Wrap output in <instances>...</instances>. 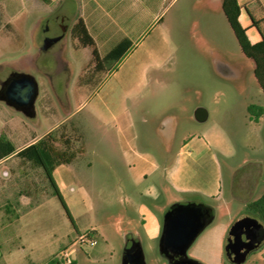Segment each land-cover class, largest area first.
<instances>
[{
  "label": "rangeland",
  "instance_id": "obj_1",
  "mask_svg": "<svg viewBox=\"0 0 264 264\" xmlns=\"http://www.w3.org/2000/svg\"><path fill=\"white\" fill-rule=\"evenodd\" d=\"M193 3L194 0H176L167 7L163 15L166 22L176 17L171 23L172 31H161L160 26L149 31H128L133 43L114 71L94 70L91 48H84L71 33L75 22L72 19L65 20L68 30L63 41L43 49L47 25L51 27L48 35L59 32L48 10H36L19 30H0V89L12 72L31 74L39 86L34 117L0 100V134L15 137L20 129L32 138L34 132L42 134L56 126L58 118L74 113L73 119L63 122L65 127L61 130L78 138V120H82L86 137L76 142V150L80 151L86 140L95 150L100 127L90 113L96 112L97 102L112 94L144 95L146 108L138 118L146 116L148 122L139 123L141 135L150 134L156 143H165L170 135L159 130L160 123L174 128L173 143L212 125L222 127L234 149L233 156L223 159L224 196L216 204L214 220L190 247L189 255L203 264H232L226 259L225 242L220 254H207L205 249L215 248L218 231L225 227L227 232L246 210V204L264 192V113L255 122L247 110L250 103L264 105V92L255 76L253 59L242 51L228 22L219 31H180L179 22L190 23L199 17ZM146 79L152 81L145 84ZM112 102L114 109H121V101ZM199 107L209 112L208 119L202 122L195 117ZM109 133L116 136L113 128ZM21 142L27 141L23 138ZM56 145L65 147L61 139ZM91 157L96 162L97 156ZM95 169H99V164H95ZM119 208V204L112 202L108 219L96 210V225L104 237L93 236L97 240L95 245L75 243L79 252L71 264H123L131 232L117 220ZM33 215L50 216L58 235L73 229L71 236L75 241L77 233L58 196L52 195L43 207L25 216V230L29 229L27 222ZM5 234L0 228V264H6L1 257ZM142 248L147 264H168L160 252L159 241L142 244ZM33 257L26 248L19 264H29ZM60 261L69 264L66 259ZM242 264H264V256L260 251L251 253Z\"/></svg>",
  "mask_w": 264,
  "mask_h": 264
},
{
  "label": "crops",
  "instance_id": "obj_2",
  "mask_svg": "<svg viewBox=\"0 0 264 264\" xmlns=\"http://www.w3.org/2000/svg\"><path fill=\"white\" fill-rule=\"evenodd\" d=\"M175 1L0 0V30H19L36 10H48L54 19H72L74 24L81 19L99 52L107 54L125 39L133 43L128 31H149L157 26L161 31L166 28L172 31L171 23L176 17L172 16L167 23L163 15ZM238 3L239 20L249 39L252 43L260 41L264 35V0H238ZM193 4L199 17L190 23L179 22L180 31H219L229 23L223 0H194ZM149 81L152 79H146L145 84ZM114 100L121 101L120 110L114 109ZM145 100L144 95L112 94L97 102L96 112L90 113L100 127L96 149L92 150L86 140L82 154L53 171L80 232L94 230V237H104L96 225V210L108 219L111 203L115 202L120 205L117 220L142 244L152 245L160 239L164 215L172 204L202 202L215 210L224 196L223 159L234 153L226 131L212 125L173 143L174 128L160 123L159 130L170 135L165 143H156L150 134L141 135L139 123L148 122L146 116L138 118L146 108ZM73 116L71 113L58 118L56 126L42 134L34 132L32 138L20 129L15 137L6 134L17 147L15 153L0 161V228L6 231L1 257L6 264H19L26 248L34 256L29 264H53L65 259L66 249L73 244V229L58 235L48 215H33L27 222L29 229L25 230V216L43 207L54 194L44 170L17 154ZM78 122L84 138L82 120ZM111 128L116 130V136L111 137ZM23 138L27 142H21ZM92 155L97 156L96 162ZM95 164H99L98 170H94ZM226 233L225 227L221 228L216 234V247L204 251L220 254ZM78 252L77 249L74 253V262Z\"/></svg>",
  "mask_w": 264,
  "mask_h": 264
},
{
  "label": "water",
  "instance_id": "obj_3",
  "mask_svg": "<svg viewBox=\"0 0 264 264\" xmlns=\"http://www.w3.org/2000/svg\"><path fill=\"white\" fill-rule=\"evenodd\" d=\"M62 36L47 37L43 49H49ZM39 95L38 82L28 73L12 72L0 89V100L5 101L28 117L36 115L35 103ZM204 107L195 110L198 121L208 119ZM213 207L202 202L174 203L164 215L163 231L159 239L160 252L170 264H202L188 255V250L214 220ZM264 239V226L255 218L244 215L232 228L226 244L231 262L240 264L249 252ZM179 256V257H177ZM123 264H147L139 238L129 235L124 251Z\"/></svg>",
  "mask_w": 264,
  "mask_h": 264
},
{
  "label": "trees",
  "instance_id": "obj_4",
  "mask_svg": "<svg viewBox=\"0 0 264 264\" xmlns=\"http://www.w3.org/2000/svg\"><path fill=\"white\" fill-rule=\"evenodd\" d=\"M43 1L47 2L48 0ZM222 5L224 13L238 39L242 51L247 57L253 59L254 61V73L264 92V35L262 33V39L256 43H252L248 37L247 29L243 27L239 20L240 6L238 0H223ZM72 35L79 40L82 46L91 47L94 70L97 71H106L111 70L112 68L115 70L118 63H120L126 56L128 49L132 45V41L130 39H125L113 50L102 56L95 45L93 37L90 35L89 31H87V28L81 19H78V21L73 25ZM109 59H113V65L110 69L105 68L102 63L103 61ZM247 110L250 119L255 122H259L264 113V105L250 103ZM63 127H65L64 123L44 134L35 142L28 144L19 150L17 154L23 159L30 161L33 165L41 167L44 170L52 189V193L60 199L75 232L79 234L81 232L78 230L74 217L72 216L64 196L56 183L53 171L58 165L73 162L77 156L85 151V149L83 145L80 151L76 150V142L83 140L82 135H78L80 138H74V136H72L71 133H68L67 130H61ZM58 139L63 141L65 146L63 149L57 147L56 141ZM16 150L17 147L15 143L6 134H0V161L15 153ZM247 208L253 210L254 212H258L259 215L264 218V192L260 198L248 202ZM86 232L91 236L95 235L94 230H88ZM60 262L61 261L57 260L53 264H60Z\"/></svg>",
  "mask_w": 264,
  "mask_h": 264
},
{
  "label": "flooded vegetation",
  "instance_id": "obj_5",
  "mask_svg": "<svg viewBox=\"0 0 264 264\" xmlns=\"http://www.w3.org/2000/svg\"><path fill=\"white\" fill-rule=\"evenodd\" d=\"M55 24H56V26L59 27V32H58V33H55V34H52V35H48L47 32L51 30L50 25H47L46 29L44 30V32H45V34H44V39L47 38V37L62 36L61 39L58 40L57 42H55L50 48L54 47V46H55L56 44H58V43H61V42L63 41L64 37H65V33H66L67 30H68V24L66 23V21H65L64 19H55ZM71 33H72V31H71ZM43 42H44V40H43ZM50 48H49V49H50ZM102 63H103V66H104L105 68L110 69V68L112 67V65H113V59L105 60V61H103ZM67 68H68V66H67ZM261 196H262V194H261L258 198H260ZM258 198H256V199H258ZM256 199H253V200H256ZM253 200H250L249 202H251V201H253ZM244 215H248V216H251V217L255 218L259 223H261V224L264 226V218H263L261 215H259L258 212H254L253 210L248 209V208H247V204H246V210H245L244 212H242V213H241V214H240V215H239V216L233 221V223L231 224V226H230L229 229L227 230V233H226V236H225V245H226L227 242H228V237L231 235L232 228H233V227L239 222V219H240L242 216H244ZM258 251H260L261 254H262V256H264V239L260 242V244H259V246H258L257 248H255V249H253V250H251V251L249 252V254L247 255V258H248V256H249L251 253H256V252L258 253ZM225 254H226V259H227L230 263L235 264V263L231 262L230 258L228 257V255H227V251H226V247H225ZM188 255H189V250H188ZM189 256H190V255H189ZM177 257H179V256H177ZM190 257H191V256H190ZM192 258H193V257H192ZM247 258H246V260H247ZM194 259H196V258H194ZM197 260H198V259H197ZM246 260H245V261H246ZM199 261H200V260H199ZM245 261H244V262H245ZM200 262H201V261H200ZM244 262H242V263H244ZM167 263L170 264V263H169V260H167ZM201 263H202V262H201ZM242 263H240V264H242ZM202 264H203V263H202Z\"/></svg>",
  "mask_w": 264,
  "mask_h": 264
},
{
  "label": "built area",
  "instance_id": "obj_6",
  "mask_svg": "<svg viewBox=\"0 0 264 264\" xmlns=\"http://www.w3.org/2000/svg\"><path fill=\"white\" fill-rule=\"evenodd\" d=\"M87 242H89L90 245H95L97 243V240L87 232H81L77 235L74 243L65 251L64 258L66 259L67 263L71 264L74 262V253L77 251L75 243L82 245Z\"/></svg>",
  "mask_w": 264,
  "mask_h": 264
}]
</instances>
